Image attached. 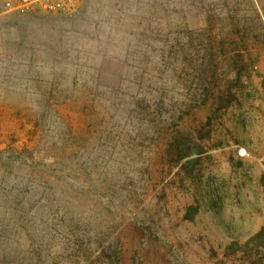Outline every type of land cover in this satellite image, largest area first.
Masks as SVG:
<instances>
[{"label":"rangeland","instance_id":"374dc122","mask_svg":"<svg viewBox=\"0 0 264 264\" xmlns=\"http://www.w3.org/2000/svg\"><path fill=\"white\" fill-rule=\"evenodd\" d=\"M7 1L0 264H34L28 237L53 219L63 264H87L68 258L72 216L90 261L120 225L138 264H264V0H78L66 13ZM164 125L204 153H162ZM142 211L167 244L129 226Z\"/></svg>","mask_w":264,"mask_h":264},{"label":"trees","instance_id":"16d2710c","mask_svg":"<svg viewBox=\"0 0 264 264\" xmlns=\"http://www.w3.org/2000/svg\"><path fill=\"white\" fill-rule=\"evenodd\" d=\"M111 94L114 98L113 100H115L114 102L120 104V101L118 100V89L111 91ZM157 102L158 104L154 110V119L158 120L161 119L159 111L165 105V95L162 94ZM157 138L162 139L164 142L162 153H176L174 158L179 162L185 159L189 153H204L205 151L204 147L198 143L193 144L194 138L188 139L185 138V136H181L180 141L173 145L169 139V129L165 125L158 132ZM55 202V199H53L50 200L49 204L51 205V203L54 204ZM146 214L148 217H146ZM68 221L69 233L67 241L69 248H67V252L69 253V259L75 258V260L80 263V259L83 258L85 262H88L87 264H138L136 261V255L132 258H128V256H126L128 250H124L122 243L118 241V237L122 231L115 236H113L111 232L112 230L116 231L120 225L109 227L107 231L96 235V249H100V253L95 260L90 261V256L82 254L83 250L79 247V241L77 240L78 235L76 231H74L75 224L78 223V220L72 216ZM63 223L64 221L62 220L53 219L50 236L45 234L42 236L41 232H39V234L37 233L28 237V250L26 254L31 257L30 259L35 262L34 264H63V259H61V256H59L56 251L59 241L58 239L60 238L59 229L62 227L61 224ZM129 226H131L143 238L148 239L153 243H159L162 245L168 243L163 236L159 235L158 228L154 222V217L148 214L147 211L144 214L142 211L139 215H135Z\"/></svg>","mask_w":264,"mask_h":264},{"label":"built area","instance_id":"2783aa9c","mask_svg":"<svg viewBox=\"0 0 264 264\" xmlns=\"http://www.w3.org/2000/svg\"><path fill=\"white\" fill-rule=\"evenodd\" d=\"M78 0H8L6 7L15 11L41 10L46 13H66L72 11Z\"/></svg>","mask_w":264,"mask_h":264}]
</instances>
